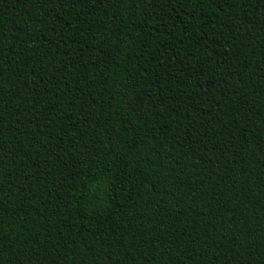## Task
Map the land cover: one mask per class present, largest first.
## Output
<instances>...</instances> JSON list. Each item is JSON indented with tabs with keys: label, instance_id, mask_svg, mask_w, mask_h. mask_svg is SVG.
Listing matches in <instances>:
<instances>
[{
	"label": "trees",
	"instance_id": "16d2710c",
	"mask_svg": "<svg viewBox=\"0 0 264 264\" xmlns=\"http://www.w3.org/2000/svg\"><path fill=\"white\" fill-rule=\"evenodd\" d=\"M0 264H264V0H0Z\"/></svg>",
	"mask_w": 264,
	"mask_h": 264
}]
</instances>
